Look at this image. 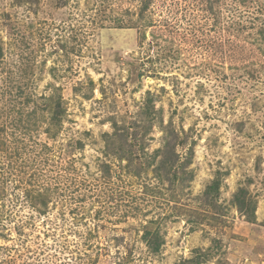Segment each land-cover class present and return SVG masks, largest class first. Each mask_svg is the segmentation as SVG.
I'll return each mask as SVG.
<instances>
[{"label":"rangeland","instance_id":"374dc122","mask_svg":"<svg viewBox=\"0 0 264 264\" xmlns=\"http://www.w3.org/2000/svg\"><path fill=\"white\" fill-rule=\"evenodd\" d=\"M143 1L0 0V264H264V0Z\"/></svg>","mask_w":264,"mask_h":264},{"label":"trees","instance_id":"16d2710c","mask_svg":"<svg viewBox=\"0 0 264 264\" xmlns=\"http://www.w3.org/2000/svg\"><path fill=\"white\" fill-rule=\"evenodd\" d=\"M147 1L148 0H144L142 7L140 8V11L142 13H144L147 9V6H148ZM1 56H2V50H1V46H0V57ZM43 101H44L43 109L46 108V110H48V112H49V109L51 108V106L54 107V110H53L54 113L52 115H50V118H49V121H50L49 126H51V127H49V126L47 127V132H50V130L53 126L58 127L61 125L62 118H63L62 116L66 114L65 107L63 105V102H62L60 95L58 96L57 99H55L53 96L46 97L45 99L43 98ZM144 113L146 116H148L149 111H145ZM115 126L117 127L116 122H115ZM135 137L136 136H134V138ZM105 139H106L107 146L109 147L110 145L113 146L117 142H122V139H127V138H124L123 134L116 135L115 133H113L112 135H110L107 133L105 135ZM134 140H136V139H133V141ZM131 146H133V145H131ZM115 150L117 152H119L120 154L131 155L133 153V149L126 147V145L124 143H120L119 146ZM159 151H161V153H160L161 158L157 164L158 169H160V170H165L164 168L170 169L173 166H175L174 165L175 162L178 161V163H179V155H178V153H176L175 147L173 148V146H170V142H167L163 148L158 149L156 152H159ZM135 158H139L138 155H136ZM146 162L148 164L150 163V161H148V160H146ZM180 166H181V168H184L183 163H180ZM103 168L106 172H108L106 165ZM167 171H169V170H167ZM218 188H219V180L217 178L212 183L210 189L206 193V200H207L208 205L211 206L214 204L215 194H216ZM236 202H238L236 205L238 206L239 209L244 208V200H240V199L236 198ZM45 204H46V201L43 200V205H45ZM141 238L143 239V241L145 242V244L147 245V248L149 249V251L151 253H155V252L159 251V249L162 245V242H163V239L159 235L158 231H152L149 229H145L142 232ZM191 262H192L191 264H198L200 262V258L196 257ZM186 263H189V262L182 261V262H179L177 264H186Z\"/></svg>","mask_w":264,"mask_h":264}]
</instances>
